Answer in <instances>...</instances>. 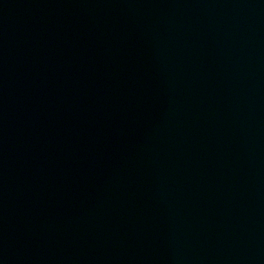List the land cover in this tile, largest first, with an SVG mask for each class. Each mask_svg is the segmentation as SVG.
<instances>
[{
	"label": "water",
	"instance_id": "95a60500",
	"mask_svg": "<svg viewBox=\"0 0 264 264\" xmlns=\"http://www.w3.org/2000/svg\"><path fill=\"white\" fill-rule=\"evenodd\" d=\"M0 264H264V0H0Z\"/></svg>",
	"mask_w": 264,
	"mask_h": 264
}]
</instances>
